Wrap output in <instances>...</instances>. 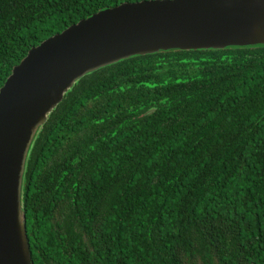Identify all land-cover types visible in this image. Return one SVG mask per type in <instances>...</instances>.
<instances>
[{
    "label": "trees",
    "instance_id": "obj_1",
    "mask_svg": "<svg viewBox=\"0 0 264 264\" xmlns=\"http://www.w3.org/2000/svg\"><path fill=\"white\" fill-rule=\"evenodd\" d=\"M138 1L0 0V88L30 48ZM23 191L33 264H264V45L83 77L36 139Z\"/></svg>",
    "mask_w": 264,
    "mask_h": 264
},
{
    "label": "water",
    "instance_id": "obj_2",
    "mask_svg": "<svg viewBox=\"0 0 264 264\" xmlns=\"http://www.w3.org/2000/svg\"><path fill=\"white\" fill-rule=\"evenodd\" d=\"M258 45L264 0H143L99 11L30 48L0 88V264H33L23 207L28 159L80 79L160 51Z\"/></svg>",
    "mask_w": 264,
    "mask_h": 264
}]
</instances>
